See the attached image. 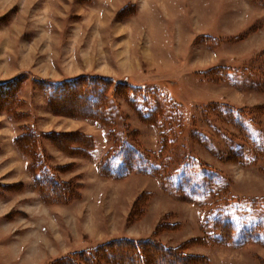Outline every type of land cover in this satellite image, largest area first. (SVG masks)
Listing matches in <instances>:
<instances>
[{"label":"rangeland","instance_id":"rangeland-1","mask_svg":"<svg viewBox=\"0 0 264 264\" xmlns=\"http://www.w3.org/2000/svg\"><path fill=\"white\" fill-rule=\"evenodd\" d=\"M86 76L105 124L42 90ZM122 144L158 173L105 171ZM123 238L264 264V0H0V264Z\"/></svg>","mask_w":264,"mask_h":264},{"label":"trees","instance_id":"trees-1","mask_svg":"<svg viewBox=\"0 0 264 264\" xmlns=\"http://www.w3.org/2000/svg\"><path fill=\"white\" fill-rule=\"evenodd\" d=\"M107 84L112 81L103 78L80 77L73 80H66L60 83L43 82V91L48 94L50 103L62 105L63 107L72 106L75 114L85 118L105 124L106 117L103 112V97L110 89ZM118 85V86H117ZM125 88V99L128 103L136 104L141 102L146 104L148 96H152L155 102V111L151 114L161 115L166 109L167 102L159 95L148 94L139 88H133L126 83H116L115 88ZM162 109V110H159ZM127 147V149L125 148ZM116 149V148H115ZM126 149V150H124ZM114 151V149H113ZM112 151V152H113ZM130 156L129 159L122 161L116 166L113 173L118 177L129 173L133 168L138 173L149 171V174L156 175L158 168L153 167L148 159L137 157L135 150L122 144L116 149L105 165V171L113 169L112 158ZM122 163H124L122 165ZM37 185L46 186L49 191L45 194L46 198L56 199V194L62 195L58 186L52 179L39 178ZM60 197V196H59ZM101 261H109L112 264H205L201 257L184 254L181 248L168 247L152 239L134 240L118 239L102 244L94 252L82 251L65 256L53 264H99Z\"/></svg>","mask_w":264,"mask_h":264},{"label":"crops","instance_id":"crops-1","mask_svg":"<svg viewBox=\"0 0 264 264\" xmlns=\"http://www.w3.org/2000/svg\"><path fill=\"white\" fill-rule=\"evenodd\" d=\"M245 3H247V2H245ZM248 5V4H247ZM254 42L256 41V39L255 40H253ZM256 43V42H255ZM256 45H254L253 47H255Z\"/></svg>","mask_w":264,"mask_h":264}]
</instances>
